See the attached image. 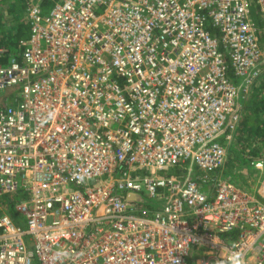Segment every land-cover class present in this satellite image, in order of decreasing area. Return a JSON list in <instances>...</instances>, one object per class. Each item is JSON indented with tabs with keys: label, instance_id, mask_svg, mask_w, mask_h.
<instances>
[{
	"label": "built area",
	"instance_id": "1",
	"mask_svg": "<svg viewBox=\"0 0 264 264\" xmlns=\"http://www.w3.org/2000/svg\"><path fill=\"white\" fill-rule=\"evenodd\" d=\"M24 2L0 66V264H264V160L256 190L220 175L264 0Z\"/></svg>",
	"mask_w": 264,
	"mask_h": 264
},
{
	"label": "rangeland",
	"instance_id": "2",
	"mask_svg": "<svg viewBox=\"0 0 264 264\" xmlns=\"http://www.w3.org/2000/svg\"><path fill=\"white\" fill-rule=\"evenodd\" d=\"M15 2L16 1L6 2L5 4H2L0 6V16L4 18L5 22L15 21L16 23V21L18 20L19 21L24 20V16H22L21 14L22 12L19 11L20 5H22L20 2L16 4L17 9L14 11V13L9 14V11H11V6H13ZM261 37H263L264 39V30L263 32H261ZM4 52L2 53L1 51V53L3 54L1 56L2 58L6 59V55H4ZM262 85H264V70L260 78L256 81L255 85L251 89L250 93L248 94L246 104L251 103L255 99H260L257 96L262 97V95L259 93L260 91H262L260 90ZM249 117L250 118L253 117L252 112L247 111L244 108L242 114V120L239 123L237 131L234 134L233 141L230 143L227 142L226 144L228 150V160L220 175L229 179L230 181L236 182V184L241 186L242 188L248 190H256L258 189L260 182L263 179L262 178L263 175L262 173L257 172L255 169H253L250 166L251 160L249 159L264 160V143L259 142L258 140H247L244 139V136H242V134L240 135V132L238 130H240L242 123ZM190 163L191 162L188 161L183 166H177L171 168L168 171H164L162 174L167 173L168 175H176V176H180V174H182L184 176L187 173H185L182 170L187 171Z\"/></svg>",
	"mask_w": 264,
	"mask_h": 264
},
{
	"label": "trees",
	"instance_id": "3",
	"mask_svg": "<svg viewBox=\"0 0 264 264\" xmlns=\"http://www.w3.org/2000/svg\"><path fill=\"white\" fill-rule=\"evenodd\" d=\"M16 1L13 6H11V11L9 14H13L17 9L16 4L20 2L19 11L22 12V16H24L23 21H11L5 22L4 18L0 16V66L7 65L10 59L12 58H20L22 47L21 42L27 39L30 33V26L27 21L26 16V8L24 0H0V6L5 4L6 2ZM23 2V3H22ZM7 23V24H6ZM5 50V52H4ZM4 52L6 55V59L2 58L1 55ZM259 93L262 97L257 96L260 99H255L251 103H247L245 105V109L247 111H251L253 114L252 118H247L241 125L240 135L244 136V139L247 140H258L259 142L264 143V85H262ZM222 144L226 146V141L223 140ZM255 160V159H249ZM17 198H10L7 201L8 212L14 219L17 220L18 223H22L16 215L15 212V203L17 202Z\"/></svg>",
	"mask_w": 264,
	"mask_h": 264
},
{
	"label": "water",
	"instance_id": "4",
	"mask_svg": "<svg viewBox=\"0 0 264 264\" xmlns=\"http://www.w3.org/2000/svg\"><path fill=\"white\" fill-rule=\"evenodd\" d=\"M129 199L131 201L145 203L144 199L139 195L130 196Z\"/></svg>",
	"mask_w": 264,
	"mask_h": 264
}]
</instances>
